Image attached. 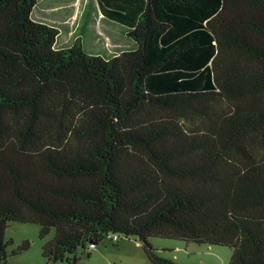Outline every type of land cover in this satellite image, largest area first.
Wrapping results in <instances>:
<instances>
[{
    "label": "trees",
    "instance_id": "16d2710c",
    "mask_svg": "<svg viewBox=\"0 0 264 264\" xmlns=\"http://www.w3.org/2000/svg\"><path fill=\"white\" fill-rule=\"evenodd\" d=\"M38 1L0 0V264L11 222L56 229L51 264L109 234L264 264V0H98L137 44L112 58Z\"/></svg>",
    "mask_w": 264,
    "mask_h": 264
},
{
    "label": "rangeland",
    "instance_id": "374dc122",
    "mask_svg": "<svg viewBox=\"0 0 264 264\" xmlns=\"http://www.w3.org/2000/svg\"><path fill=\"white\" fill-rule=\"evenodd\" d=\"M32 16L59 30L55 45L58 49L70 47L80 39L89 53L112 58L137 47L120 24L104 17L98 0H39ZM41 232L40 224L9 223L5 236L7 263L51 264L44 258L42 248L54 238L56 229L45 236ZM121 238L118 243L105 238L94 250H90L89 244L90 252L79 249L77 264H153L138 237L122 235ZM25 242H29V247L23 249ZM150 243L159 256L180 264H228L233 254L228 247L174 239L153 237Z\"/></svg>",
    "mask_w": 264,
    "mask_h": 264
},
{
    "label": "built area",
    "instance_id": "2783aa9c",
    "mask_svg": "<svg viewBox=\"0 0 264 264\" xmlns=\"http://www.w3.org/2000/svg\"><path fill=\"white\" fill-rule=\"evenodd\" d=\"M122 235H119V234H109L108 235V238L116 243H118L122 238H121ZM96 249V245L94 243H91L90 244V250H94Z\"/></svg>",
    "mask_w": 264,
    "mask_h": 264
},
{
    "label": "crops",
    "instance_id": "0c3cea01",
    "mask_svg": "<svg viewBox=\"0 0 264 264\" xmlns=\"http://www.w3.org/2000/svg\"><path fill=\"white\" fill-rule=\"evenodd\" d=\"M111 21V20H110ZM111 22H114V21H111ZM114 23H116V22H114ZM130 39V38H129Z\"/></svg>",
    "mask_w": 264,
    "mask_h": 264
}]
</instances>
